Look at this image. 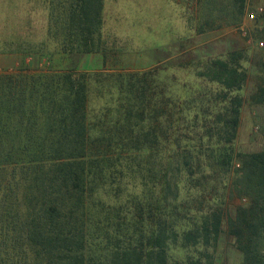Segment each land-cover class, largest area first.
I'll return each mask as SVG.
<instances>
[{
	"label": "trees",
	"instance_id": "trees-1",
	"mask_svg": "<svg viewBox=\"0 0 264 264\" xmlns=\"http://www.w3.org/2000/svg\"><path fill=\"white\" fill-rule=\"evenodd\" d=\"M184 3L176 57L139 72L29 68L105 66V0H43L40 42L7 29L0 54L23 59L0 73V264H226L229 247L264 264V127L260 150L236 148L251 78L264 107V49L188 48L240 27L250 0Z\"/></svg>",
	"mask_w": 264,
	"mask_h": 264
},
{
	"label": "rangeland",
	"instance_id": "rangeland-1",
	"mask_svg": "<svg viewBox=\"0 0 264 264\" xmlns=\"http://www.w3.org/2000/svg\"><path fill=\"white\" fill-rule=\"evenodd\" d=\"M184 4V0H105L102 38L109 47L117 49L116 54L113 52L107 56L105 66L102 67L98 55L79 58L53 56L50 60L37 56L29 62V68L41 72L49 69L58 71L77 62L78 69L82 71L139 72L154 67L172 50L169 59L173 60L176 51L171 43L185 35ZM263 10L264 0H250L240 27L197 37L194 44H189V50L198 57L218 56L236 48L249 49L253 55L261 53L264 44L257 36L262 22L257 20ZM43 11V0H0V40L7 38L9 28V37L14 29L30 43L42 41L46 24ZM22 59L20 54H0V73L18 67ZM252 80L244 91L236 140V148L243 152H255L263 146L264 107L253 104L249 98ZM238 204L237 200L232 202L233 206ZM225 254L226 264H240L239 256L231 247L225 250Z\"/></svg>",
	"mask_w": 264,
	"mask_h": 264
}]
</instances>
